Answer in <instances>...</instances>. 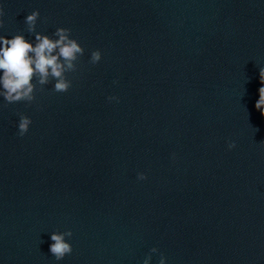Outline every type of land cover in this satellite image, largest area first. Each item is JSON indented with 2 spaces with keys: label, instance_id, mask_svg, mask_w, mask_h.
I'll use <instances>...</instances> for the list:
<instances>
[{
  "label": "clouds",
  "instance_id": "9594fccd",
  "mask_svg": "<svg viewBox=\"0 0 264 264\" xmlns=\"http://www.w3.org/2000/svg\"><path fill=\"white\" fill-rule=\"evenodd\" d=\"M3 9L0 8V16ZM40 13L38 10L28 14L25 20L27 31L35 33V44L25 39L22 34H16L11 39L0 36V97L8 103L34 101V91L36 83L40 86L48 84L54 80L55 92H66L71 87V80L66 78V73L75 72L76 62L84 54V49L77 40L70 38V29L57 28L53 39L35 31L37 19ZM3 21L0 20V26ZM101 59L99 50L91 53L90 62L95 64ZM260 81L264 85V68L260 69ZM109 99H115L109 97ZM255 107L260 110L264 117V86L259 89V99ZM31 120L29 117L21 115L18 129L19 135L27 133ZM264 143V141H261ZM229 149L235 147L234 143H229ZM140 179H145L144 174H140ZM71 230L65 232H54L51 234L53 243L50 245V252L57 261L62 260L65 255L71 254L72 246L65 237H71ZM158 250L152 248L151 252ZM151 256L144 260V264H149ZM159 264H165L163 255Z\"/></svg>",
  "mask_w": 264,
  "mask_h": 264
}]
</instances>
